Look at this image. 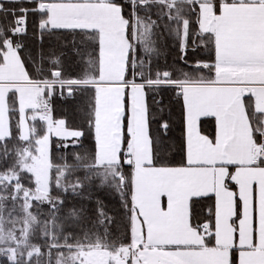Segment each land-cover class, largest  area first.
<instances>
[{"label": "snow or ice", "instance_id": "snow-or-ice-1", "mask_svg": "<svg viewBox=\"0 0 264 264\" xmlns=\"http://www.w3.org/2000/svg\"><path fill=\"white\" fill-rule=\"evenodd\" d=\"M30 18L73 36L77 72L26 48ZM0 264H264V0H0Z\"/></svg>", "mask_w": 264, "mask_h": 264}, {"label": "trees", "instance_id": "trees-1", "mask_svg": "<svg viewBox=\"0 0 264 264\" xmlns=\"http://www.w3.org/2000/svg\"><path fill=\"white\" fill-rule=\"evenodd\" d=\"M77 42H79V39ZM73 36L67 32H60L52 36H46L43 44L33 36L31 18L29 20V30L28 34L24 37L23 43L26 45V48L33 52L34 54L38 53L41 48L45 54V57L49 53L55 52L57 56L62 58L63 65L67 72L75 73L78 71L79 60L74 55L73 48ZM162 52L159 57V67L163 68L165 65H171L179 56L180 52L178 48L174 45V42L171 39H164L161 42ZM203 54V53H201ZM191 55V53H189ZM87 101L82 97H77L75 100L71 98H61L56 96L52 101V109L55 118H66L68 124L72 127H80L83 124L82 114L83 106ZM164 116L171 121V128L169 132L170 140L174 143L175 147L173 148V155L177 160L180 159L178 155V148L183 136L182 131V114H181V105L178 104L174 98H169L168 95L164 97ZM155 128L156 126L153 125ZM214 129V121L211 123H203L202 130L206 133H211ZM53 155L59 156L60 153L56 150L55 145L58 143L57 138L53 137ZM85 148L90 147V142L85 141ZM171 158V156H170ZM99 195L100 198L104 201L106 208L111 212L115 219V224L112 226L113 232L116 235H122L124 232V220L125 217L121 211V203L119 199L112 194L111 192L103 191L95 193ZM71 199V198H70ZM209 202L204 201V204L207 205ZM86 207H94V205L85 204Z\"/></svg>", "mask_w": 264, "mask_h": 264}]
</instances>
